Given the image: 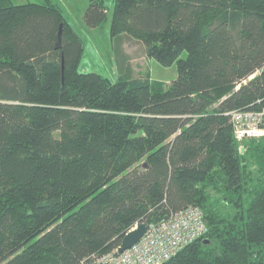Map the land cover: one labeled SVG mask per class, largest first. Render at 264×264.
<instances>
[{"label":"trees","instance_id":"1","mask_svg":"<svg viewBox=\"0 0 264 264\" xmlns=\"http://www.w3.org/2000/svg\"><path fill=\"white\" fill-rule=\"evenodd\" d=\"M109 12L89 0L85 25L176 63L168 86L80 71L58 3L0 0V264H79L188 206L208 232L162 264H264V137L240 146L230 115L264 107V0Z\"/></svg>","mask_w":264,"mask_h":264},{"label":"built area","instance_id":"2","mask_svg":"<svg viewBox=\"0 0 264 264\" xmlns=\"http://www.w3.org/2000/svg\"><path fill=\"white\" fill-rule=\"evenodd\" d=\"M236 140L264 137V107L260 110H234L230 113ZM147 226L145 234L122 252L118 248L103 255L93 254L79 264H162L183 247L204 236L208 225L202 209L188 206Z\"/></svg>","mask_w":264,"mask_h":264},{"label":"rangeland","instance_id":"3","mask_svg":"<svg viewBox=\"0 0 264 264\" xmlns=\"http://www.w3.org/2000/svg\"><path fill=\"white\" fill-rule=\"evenodd\" d=\"M34 1L37 2V0ZM87 1L58 0L66 18L84 43L80 71L98 72L116 82L123 75L122 68H124V73L129 76H149L153 80L162 81L166 86L177 77L176 63L164 66L154 58L145 56L144 45L141 42L130 38L125 39L124 36L121 38L112 36L109 22L97 29L87 28L82 17ZM106 4L110 8L109 16H111L114 0H106ZM185 56L186 53L182 55V57Z\"/></svg>","mask_w":264,"mask_h":264},{"label":"water","instance_id":"4","mask_svg":"<svg viewBox=\"0 0 264 264\" xmlns=\"http://www.w3.org/2000/svg\"><path fill=\"white\" fill-rule=\"evenodd\" d=\"M59 34H61V26ZM144 166H147V163L144 164ZM147 229V226L145 223L139 224L135 229L129 231L122 239V242L120 246L118 247V251L122 252L125 249L131 247L136 242L139 241V239L145 234Z\"/></svg>","mask_w":264,"mask_h":264},{"label":"crops","instance_id":"5","mask_svg":"<svg viewBox=\"0 0 264 264\" xmlns=\"http://www.w3.org/2000/svg\"><path fill=\"white\" fill-rule=\"evenodd\" d=\"M55 3H59L58 0H53ZM74 1V0H72ZM89 1V0H88ZM88 1H87V5H88ZM14 2L16 4H23V3H27V2H35L34 0H14ZM60 4V3H59ZM61 5V4H60ZM87 7V6H86ZM86 9V8H85ZM85 10H83L84 12ZM82 17H83V14H82ZM92 30V29H91Z\"/></svg>","mask_w":264,"mask_h":264},{"label":"clouds","instance_id":"6","mask_svg":"<svg viewBox=\"0 0 264 264\" xmlns=\"http://www.w3.org/2000/svg\"><path fill=\"white\" fill-rule=\"evenodd\" d=\"M131 231V230H130Z\"/></svg>","mask_w":264,"mask_h":264}]
</instances>
